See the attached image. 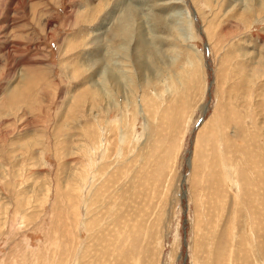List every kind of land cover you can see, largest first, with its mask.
<instances>
[{"label": "rangeland", "instance_id": "rangeland-1", "mask_svg": "<svg viewBox=\"0 0 264 264\" xmlns=\"http://www.w3.org/2000/svg\"><path fill=\"white\" fill-rule=\"evenodd\" d=\"M176 1L0 0V264H264V0Z\"/></svg>", "mask_w": 264, "mask_h": 264}, {"label": "bare ground", "instance_id": "bare-ground-1", "mask_svg": "<svg viewBox=\"0 0 264 264\" xmlns=\"http://www.w3.org/2000/svg\"><path fill=\"white\" fill-rule=\"evenodd\" d=\"M177 1H179V0H177ZM176 1V2H177ZM145 2V1H144ZM151 2L153 3V5H155V7H163V5H167V4H171L172 2H170V0H151ZM147 4V3H146ZM156 4H159V6L158 5H156ZM174 4H178V3H174ZM179 5V4H178ZM149 6H150V4H149ZM164 7H167V6H164ZM163 7V11H164V8ZM152 8V7H151ZM175 8H178V7H175ZM132 9V8H131ZM139 9V8H138ZM148 9V8H147ZM120 10V9H119ZM123 10V9H122ZM150 11H151V9H149ZM158 10H159V8H158ZM169 10V9H168ZM185 10V9H184ZM124 11V10H123ZM149 11V12H150ZM162 11V12H163ZM170 11H171V8H170ZM134 11L133 10H128L127 11V13H125V15L122 17V18H118L119 20H118V24L116 23L114 26H113V28L112 29H110L109 31V35H110V37L112 38V39H116L117 41L118 40H122V41H120V42H117L116 43V45L115 46H111V47H114V51L115 50H117L118 48L117 47H122V48H124V49H126L127 47H124V46H126V45H124V42H125V40H131V38L133 39L134 37H133V35L135 34L134 32V34H132V25L134 24V13H133ZM185 11H183V13H184ZM148 14H150V13H148ZM152 14V13H151ZM154 14V13H153ZM152 14V15H153ZM161 15V14H160ZM151 17V16H150ZM149 18V17H148ZM163 18H164V16H159V15H153L152 16V18H150L151 20H152V22L154 23V24H156L157 25V27H160L159 29H161V30H163V31H166L167 30V28H169V26L167 27V25L169 24V23H167V24H165L166 22H165V19L163 20ZM168 19H170V18H168ZM170 25V24H169ZM111 26V25H110ZM167 27V28H166ZM105 28V27H104ZM108 29V28H107ZM155 29H156V27H155ZM134 31V30H133ZM161 32V31H160ZM100 33V32H99ZM108 33V32H107ZM166 33H168V32H166ZM137 34V33H136ZM135 34V35H136ZM157 36V35H156ZM103 38V37H102ZM110 38V39H111ZM162 38V37H161ZM165 38V37H164ZM163 38V39H164ZM152 39V38H151ZM160 40V37H156V39L153 41V43L155 44V43H160L161 41H159ZM168 39V38H167ZM136 47H137V50H138V48H139V50L138 51H140V54H141V52H142V54L143 55H141L139 58H141L142 56L143 57H146V58H150V59H154V61H156V62H161V59L162 58H164L163 56L164 55H162L161 53V50H159L158 48H157V44L156 45H154V47L153 46H151L152 44L150 43V44H148L147 43V40L146 39H144V37L142 36V34L140 35V34H137L136 35ZM165 40H166V38H165ZM164 40V41H165ZM112 41H114V40H112ZM112 41H110L109 43H111ZM113 43V42H112ZM115 43V42H114ZM122 44L124 45V46H122ZM123 49V50H124ZM161 49V48H160ZM136 50V49H135ZM125 56V55H124ZM145 59V58H144ZM166 59V58H165ZM164 59V60H165ZM142 60V59H141ZM152 61V60H151ZM151 61H149V62H151ZM145 62V61H144ZM142 63V62H141ZM164 63V62H163ZM142 66H143V68H144V66H145V68L146 69H148L149 67H152L153 65H154V62H152V63H147V61H146V63H143V64H141ZM157 65V64H156ZM143 68H142V70H143ZM152 68H156V66H153ZM148 71V70H147ZM151 71V70H150ZM111 72V71H110ZM110 72H108V75H109V78H111L117 85H120L121 86V84L119 83V78L116 76V75H114V73H110ZM149 72V71H148ZM156 72V71H155ZM151 74H153V73H151ZM154 75V74H153ZM143 76V75H142ZM142 76L140 77V78H142ZM145 76V75H144ZM143 76V77H144ZM107 77V76H106ZM105 77V78H106ZM152 77V76H151ZM146 79V78H145ZM148 79H149V76H148ZM153 80V79H152ZM110 80H108V82H109ZM128 82V81H127ZM146 82H148V80H146ZM145 83V82H144ZM96 84V83H95ZM125 85V84H124ZM111 86V85H110ZM121 87H123V86H121ZM120 87V88H121ZM171 87H172V85H171ZM91 89V88H90ZM122 91H123V89H122ZM167 92V91H166ZM126 93V92H125ZM158 95V94H157ZM127 98V97H126ZM129 101V100H128ZM129 103V102H128ZM101 142V141H100ZM136 144V143H135ZM98 151V150H97ZM95 153V152H94ZM136 234V233H135Z\"/></svg>", "mask_w": 264, "mask_h": 264}]
</instances>
